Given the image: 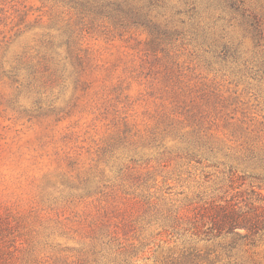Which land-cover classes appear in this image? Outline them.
I'll list each match as a JSON object with an SVG mask.
<instances>
[{"label":"rangeland","instance_id":"rangeland-1","mask_svg":"<svg viewBox=\"0 0 264 264\" xmlns=\"http://www.w3.org/2000/svg\"><path fill=\"white\" fill-rule=\"evenodd\" d=\"M230 203L264 204V0H0V264H264L206 235Z\"/></svg>","mask_w":264,"mask_h":264},{"label":"trees","instance_id":"trees-1","mask_svg":"<svg viewBox=\"0 0 264 264\" xmlns=\"http://www.w3.org/2000/svg\"><path fill=\"white\" fill-rule=\"evenodd\" d=\"M109 4V3H108ZM101 11L105 9L106 4H102ZM119 15H115L121 19V14L125 13L130 15L133 12L132 7L124 8L122 3H117ZM123 12V13H122ZM143 16H148V13L136 14V19L141 20ZM132 18V17H131ZM143 20V19H142ZM210 211V210H209ZM210 218V227L206 232V235H212L214 237L223 234H233L236 230L243 229L247 231L245 234H238L241 237H247L251 234L264 231V204H260L255 208L254 212L250 210H244L235 203L218 205L212 209Z\"/></svg>","mask_w":264,"mask_h":264}]
</instances>
